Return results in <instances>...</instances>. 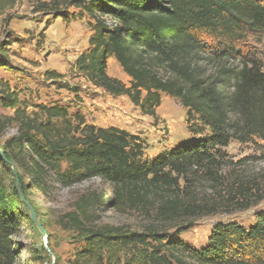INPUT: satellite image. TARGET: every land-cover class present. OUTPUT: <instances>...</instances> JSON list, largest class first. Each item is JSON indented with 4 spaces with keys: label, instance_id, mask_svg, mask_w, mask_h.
Returning a JSON list of instances; mask_svg holds the SVG:
<instances>
[{
    "label": "trees",
    "instance_id": "trees-1",
    "mask_svg": "<svg viewBox=\"0 0 264 264\" xmlns=\"http://www.w3.org/2000/svg\"><path fill=\"white\" fill-rule=\"evenodd\" d=\"M83 11L95 23L75 72L154 119L161 95L178 100L194 137L143 161L138 136L96 127L63 105H35L27 113L24 101L5 86L0 108L13 114L0 117V136L9 124L16 136L0 147V171L12 163L41 191L49 181L71 187L97 179L109 187L105 201L83 199L64 216L80 244L71 264H264V211L248 226L213 225L197 248L181 239L193 223L178 222L218 207L195 199L194 189L200 180L220 184L231 142L264 141V72L244 45L264 36V0H91ZM109 58L128 77V86L108 76ZM57 78L48 74V80ZM238 190L247 203L249 188ZM19 197L17 190L8 194L0 179V264L15 262L11 237ZM230 205L251 206L239 205L236 193L226 200ZM106 208L143 211L154 221L138 232L88 223L89 211Z\"/></svg>",
    "mask_w": 264,
    "mask_h": 264
},
{
    "label": "rangeland",
    "instance_id": "rangeland-1",
    "mask_svg": "<svg viewBox=\"0 0 264 264\" xmlns=\"http://www.w3.org/2000/svg\"><path fill=\"white\" fill-rule=\"evenodd\" d=\"M90 1L2 2L0 49L5 50H0L3 55L0 57V90L6 86L9 91H15L18 99L26 104L27 113L35 111V105H63L70 115L80 112L87 123L96 127H116L138 136L144 145L143 161H151L161 152L193 138L185 124V110L178 100L161 95V105L154 119L143 115L128 98H113L75 72L74 63L88 49L91 28L95 23L83 11ZM103 21L111 23L108 18ZM244 45L246 54L255 56L264 72V36L247 39ZM107 70L108 76L129 85L128 77L113 58L108 59ZM49 73H56L58 78L48 80ZM66 86L74 88L77 96ZM12 114V110L0 108V117ZM15 136V125H7L0 136V147ZM254 141L245 145L231 142L224 150L229 162L218 174L219 185L200 180L195 186V199L208 206L216 203L218 207L210 211L208 208L211 206L206 207L203 212L178 221L193 223L189 231L181 234L187 245L203 246L209 231L217 223L237 222L248 226L259 212L264 211V141ZM0 179L8 194H14L20 186L21 205L17 204V227L11 237L14 264H71L80 244L64 216L74 211L76 204L83 199L102 196L105 201L110 197L109 187L97 179L71 187H61L49 181L45 191H41L32 189L23 173L12 166L0 171ZM21 181L25 185L24 192ZM239 187L251 191L249 198L247 194V203L239 195ZM234 193L239 205L251 206L247 210H237L235 205L225 206L226 200ZM29 206L40 228L45 231L44 235L33 222ZM88 213V223L96 227L109 225L136 232L154 221L151 215L128 208L122 211L106 208Z\"/></svg>",
    "mask_w": 264,
    "mask_h": 264
},
{
    "label": "water",
    "instance_id": "water-1",
    "mask_svg": "<svg viewBox=\"0 0 264 264\" xmlns=\"http://www.w3.org/2000/svg\"><path fill=\"white\" fill-rule=\"evenodd\" d=\"M0 156H2V152L0 151ZM11 164V166L13 167V168H15V166L12 164V163H10ZM14 173H16V170L14 169ZM19 188H20V186L18 185V188H17V191H18V193L20 194V190H19ZM21 195V194H20ZM21 198H22V200L24 201V198H23V196H21ZM29 209L31 210V217H32V219H33V222L37 225V227H41L40 226V224L37 222V219H36V217H35V214H34V212H33V209L31 208V206H29ZM41 229V232H42V234L44 235L45 234V231L42 229V228H40Z\"/></svg>",
    "mask_w": 264,
    "mask_h": 264
}]
</instances>
